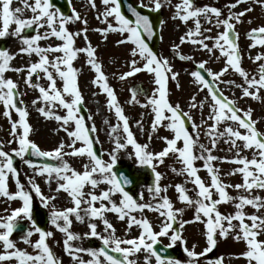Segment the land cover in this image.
<instances>
[{"label": "snow or ice", "instance_id": "snow-or-ice-1", "mask_svg": "<svg viewBox=\"0 0 264 264\" xmlns=\"http://www.w3.org/2000/svg\"><path fill=\"white\" fill-rule=\"evenodd\" d=\"M11 2L12 0H0V4H2V8H0V23H2L0 38L9 34V28L12 24L16 25L12 34L17 37H22V34L28 29L34 30V35L22 37L24 47L21 48V52L28 55L35 54L39 58L38 62L31 63L26 69L25 83L29 87L37 89L40 93L38 100L32 101L33 104L43 102L48 105V107H40L38 109L39 113L45 118H54L56 121L62 122L63 130L71 138V144L68 147L74 150L64 152L65 144L61 142L56 149L45 151L41 150L35 142L30 140L31 126L27 119L29 113L26 107L20 106L23 102L16 99L18 85L12 79L5 78L6 71L14 70L19 72L25 71V69H11L10 62L14 59V56L9 51L0 49V103L5 108V116H10L9 110L13 109L19 116V120L12 123V135L15 142L18 143V149H14L10 153L4 151L3 146L0 145V195L11 200L19 198L23 202L22 207L16 208L10 215L0 218V242H2L4 249L0 253V264H5V262L13 259L17 261V264H60L46 242V238L52 235L51 232L43 231L33 225L35 233L39 234L38 241L32 245L37 250L35 255L19 249L10 238L15 230L18 218L23 216L30 220L32 209V196L24 190V185L20 183L19 179L16 180L18 191L14 195L9 193L7 186L9 174L18 175V170L14 167V156L21 158L26 165L36 169L37 175L47 174L48 182H51L54 177L58 184L56 191H63L70 197L73 206L64 210L54 209L51 212L50 222L60 232L66 234V239L64 240L65 251L71 255L73 260L78 261V264H137L130 257L141 250L150 253L155 258L156 264H180L179 260L162 256L154 247L159 242V237L167 236L170 230L174 228L177 223V215H182L184 212V209L174 210L170 199L166 195L161 196V192H167V187H161L162 176L156 171V163L154 162L158 161L162 164L164 158L169 154H176L183 165L177 174H186L197 189L196 198L193 199L188 195V190L183 185L177 184L175 186L176 192L179 194V200L182 203H186L190 207L195 205V220L205 223L208 247L201 255L213 250L217 244L215 239L217 234L226 238L231 231L238 227L239 231L235 238L243 240L247 249L242 253V256L248 261V264H264V240L258 238L264 234V217L257 214H246L244 211L246 206H251L257 213L264 210V198L251 195L254 190H264V133L257 130V122L252 119L251 109L247 111L239 109L236 106V102L224 96L217 86V82H221V78L231 69L244 78L247 85L242 88L244 97L251 96L253 99H259V92L264 89V64L260 65L258 79L256 76L249 78V73L241 66L238 34L234 38L236 24L242 22V17L252 9L239 13H233L231 9H235L245 0H236L235 3L230 4L228 6L230 11L226 18H221V9L210 6L197 7L195 0H181L180 3L175 5L176 12L173 19H180L185 24L189 20L194 22V28L189 29L180 38V44L191 43L198 46L201 50L208 51L210 54L219 50L220 56L226 58L225 66L219 72L206 69L207 61L199 62L196 65L197 70L191 72L195 82L207 89L213 102L211 113L208 117L213 123L208 126L207 131L204 133L211 141V148L199 143L200 126L195 124L189 112L183 111L179 104L173 106L169 102L168 81L169 79L176 80L179 74L173 72L168 59L159 57L149 46L148 41L154 36V26L149 16L143 15L136 8L129 6V10L134 16V19H130L122 11L121 0H102L105 8L103 13L97 18L100 19L102 17L106 27L97 29V31H100L105 39H107L109 32L120 33L124 35V39L118 41V43H131L134 46L131 50L133 59L130 62V70L123 73L120 79L124 80L142 71L154 74L157 87L147 99V103L141 106L151 107L154 114L153 131L167 121L166 127L174 132V138H163L166 147L158 153L148 151L147 144L141 145L134 139L133 133L129 128V121L118 104L113 88L107 82L108 78L102 71V66L96 57V49L91 45L90 41L86 47H74L75 38L81 33L69 31L66 25L81 20L80 14L75 9H73L71 15L63 14L60 8L54 6L53 0H34V3L31 4L24 0L25 8H29L33 15L31 18H21L20 14L23 9L16 8L12 10L10 8ZM150 2L154 5L152 9L154 11L161 10L165 4H171V0H150ZM261 2L262 0H257V3ZM90 3L92 7L96 6L95 0H90ZM141 7H147V5L143 4V0H141ZM213 17H215V26H223L224 28V31L218 33L215 37L205 35L206 32H211V27L203 29L202 25V19L211 25ZM84 24H87L86 20ZM42 28H47L48 31L41 34L40 29ZM83 34L85 40H87L86 27L83 29ZM248 36L252 41L250 47L264 46V26L251 29ZM53 37L62 41V43L57 46L40 45V41ZM208 41H212L211 46ZM173 50L177 52L180 60H193L190 55L180 54L179 46H174ZM50 53H61L62 55L50 60ZM79 53L86 54L88 58L87 64L97 74L93 82L107 94L108 107L114 109L118 120L123 122V132L127 134L126 143L122 142L119 136H116L115 149L118 151L128 145H132L135 149V157L138 163L150 166L155 174L154 184L148 189L149 192L153 193V200L159 201L154 205L138 203L137 199H134L133 195H130L125 189V185L130 183V181L126 178L121 181L113 171V167L117 162L115 154L111 155L110 163H105L98 153L94 151V141L90 138V131H95L96 129L94 126L91 129L86 127L85 117L79 115L83 104V96L78 87L79 70L73 66V61L77 59ZM137 56L143 62L142 67L138 66V61L135 59ZM254 59L255 61L264 60V54H258ZM41 72L44 74V78L49 81L47 87L39 83H32L33 75H36L37 80H39V73ZM57 77L63 82L62 89L57 87ZM208 77H211V80ZM228 83L234 82L228 81ZM250 89H255V91L250 92ZM137 95V90L133 89V101H136ZM66 97L71 99H66ZM195 100L196 97L193 96L191 108L198 106ZM57 104L66 110V115L55 114L53 109ZM199 107L202 108L203 103ZM226 121L235 123L237 127L228 126L224 131H219L218 126ZM73 122L75 130L69 131L67 126ZM188 122H191L190 126L196 129L194 134H190L188 127H186ZM240 129L245 130V132L242 133ZM111 132L116 133L117 127H112ZM221 138H224V142L230 145L229 151L236 150L233 160L227 161V158L224 159L226 162L239 165L230 174H241L243 183L235 185L224 183L219 175L220 170L214 166V162L220 158L212 154V149L218 146ZM181 140L183 141V147H178L177 142ZM238 141L243 142L244 149H254L250 159L242 155ZM77 142H82L84 146L75 148ZM197 147L200 150L199 154L194 152ZM67 155H86L91 161V166L86 164L83 172L77 171L64 160ZM26 157L47 158L58 161V163L37 164ZM197 160L203 161V169L210 176V185H206L200 175H198L201 169L195 166ZM173 171L175 172L176 169H173ZM97 175L100 179L95 178ZM29 183L31 184L32 182L29 181ZM101 183L108 184L110 188L102 191L99 195L94 192H84L86 185L96 189ZM32 187L35 194L41 196L40 187L35 184ZM231 187L238 191L243 190L242 194L236 197L231 196L227 191ZM214 192L218 194L217 199L213 198ZM116 193L122 196L119 205L111 199ZM243 193L248 194L245 195ZM86 195L87 199H85ZM42 199L44 198L42 197ZM139 199H143L142 194ZM104 201H107L110 206L106 205ZM233 201H236L234 203V214L224 215L218 210L219 205ZM97 202H100L99 207L96 206ZM82 205H87V207H82ZM145 209L157 211L164 218L163 225L158 233L153 230V226L147 218L137 219L136 216L131 215L135 211H143ZM81 211L90 220L101 219L105 226V232L109 233L107 236H101L97 232V225L89 223V238H99L102 241L103 246L99 249L89 248L85 250L80 247H73L71 244L72 241L80 239L78 235L70 231L71 217L74 215L77 221L82 222L84 217L81 215ZM106 212L118 214V219L121 221L127 218L128 228L133 225L140 227L139 237L130 239L117 237L115 235V227L104 217ZM233 221H237L238 225L233 224ZM246 221H250V223ZM61 222L63 223L61 224ZM224 222H227V227H225ZM184 224V221H179L181 230ZM32 235V230L27 231L22 237V242L28 244ZM181 239L182 232L174 231L171 235L169 247ZM84 251L91 256V259L87 262L79 257V254ZM185 252L188 257L193 258L189 261V264H193L198 254L187 248H185ZM110 253H118L120 255L118 257ZM215 264H220V260H217Z\"/></svg>", "mask_w": 264, "mask_h": 264}, {"label": "rangeland", "instance_id": "rangeland-1", "mask_svg": "<svg viewBox=\"0 0 264 264\" xmlns=\"http://www.w3.org/2000/svg\"><path fill=\"white\" fill-rule=\"evenodd\" d=\"M71 1L73 6L72 12L73 9H75L81 16V20L66 25L69 31L73 33H81V35L75 38L74 47H86L90 41L91 45L96 49V57L102 66V71L108 78L107 82L109 86L113 88L117 96L118 104L123 109L124 115L129 121V128L133 133L134 139L141 145L147 144L148 151L158 153L166 147L163 138H174V132L166 127V124L168 123L167 121L163 122L161 126L153 131L152 123L154 120V114L152 113L151 107L141 106L147 103V99L157 87L155 85L154 74L142 71L134 76L121 80L120 76L130 70V62L133 59L131 56V50L134 46L131 43H118V41L124 39V35H121L120 33L109 32L107 34V39H105L102 33L97 31V29H103L106 27L102 17L100 19L97 18L103 13L105 8L102 0H95V7L91 6L90 0ZM27 2L31 4L34 3V0H27ZM134 2L141 7V0H134ZM180 2L181 0H171V4H165L164 7L158 11L161 13V21L159 24V51L156 54L159 57L168 59L173 72L179 74L176 80L169 79L168 81L169 102L173 106L179 104L183 111L189 112L195 124L200 126L199 143L211 148V141L204 133L207 131L208 126L213 123L212 120L208 119L213 102L211 101L207 89L195 82V79L191 76V72L195 71L196 65L202 61H207L206 69H211L213 72H219L225 66L226 58L220 56L219 50L210 54L208 51L201 50L198 46L191 43L180 44V38L184 36L189 29L194 28V22L192 20H189V22L185 24L180 19H173L176 12L175 5ZM235 2L236 0H195V5L197 7L210 6L219 8L222 12L221 18H226L230 11L228 6ZM143 4L147 5V7L144 8H154V5L150 0H143ZM0 8H2V4H0ZM10 8L12 10H15L16 8L23 9L20 14L21 18H31L33 15L29 8H25L24 0H12ZM247 9L252 10L248 11L246 15L242 17V22L236 24L235 31L236 34H238L241 66L249 73V78L256 76L258 79V70L260 65L264 64V60L255 61L254 58L258 54H264V46L250 47L252 41L249 38L248 33L253 28L264 26V0H262L261 3H257V0H245V2L240 3L235 9H231V11L233 13H239ZM72 12L69 15H71ZM85 20L87 21L86 25L84 24ZM249 21H251V23H249ZM112 22L115 23L114 21ZM202 25L203 29L211 27V32H206L205 35H211L212 37H215L218 33L224 31L223 26H215V17H213L211 25L202 19ZM15 27V24L10 25L9 34L0 38V49L7 50L14 56V59L10 62L11 69H25V71L19 72L14 70L6 71L5 78L12 79L18 85L16 99L23 102L20 106L26 107L29 113L27 118L31 126L29 138L35 142L41 150H54L61 142H63L65 144V148L63 149L64 152L73 151L74 149L68 147V145L71 144V138H69L63 130L64 126L62 125V122H58L54 118H45L39 113L38 109L40 107H48V105L43 102H38L36 104L32 103L33 100H38L40 93L37 89L29 87L25 83V78L27 76L26 69L31 63L38 62L39 58L35 54L28 55L21 52V48L24 47L22 44V37H30L34 35L35 32L33 34L23 33L22 37H17L12 34L14 33ZM85 27L87 28V40H85L83 34V29ZM0 29H2V23H0ZM45 31H48V29H40L41 34ZM39 43L41 46H57L60 45L62 41L53 37L42 40ZM208 43L211 46L212 41H208ZM174 46H179V53L190 55L193 57V60H180L177 52L173 50ZM59 55L62 54L50 53L49 59L52 60ZM87 59L86 54L79 53L77 59L73 61V66L79 70L78 87L82 93L83 105L86 110V114H83L81 111L79 115L85 117L86 127L91 129L94 126L96 129L95 131H90V138L94 141L93 147H100L102 152L101 158L105 163L111 162L112 154L117 156V162L113 167L114 172L117 165L124 163L131 165L139 172H144L146 174V180L129 193L130 195H133L134 199H137L138 203L154 205L159 201L153 200V193L149 192L148 189L154 184L155 174L150 166L140 165L138 163V160L135 157V149L132 145H128L126 148L118 151L115 149L116 136H119L120 140L126 143L127 134L123 132V122L118 120L114 109L108 107L107 94L93 82L97 74L94 69L87 64ZM135 59L138 61V66L142 67L143 62L140 61V58L137 56ZM39 75V80H37L36 75H33L32 83H39L40 85L47 87L49 81L44 78L42 72L39 73ZM56 79L57 87L62 89L63 82L58 77ZM228 81H233L234 83H228ZM140 82L144 83L150 92L147 96L138 94L136 101H133L131 87ZM217 84L229 99L236 102V106L239 109L243 111L251 109L252 119L257 122L256 127L261 133H264V89L260 90L259 99H253L251 96L244 97L242 88L247 86L244 78L231 69L221 78V82H217ZM254 91L255 89H250V92ZM193 96L196 97L195 103L198 105L196 108L190 107L193 103ZM66 99L70 100L71 98L66 97ZM201 103H203L202 108L199 107ZM53 110L57 115H66V110L59 107L58 104ZM9 111L10 116H5V108L3 104L0 103V145L3 146L4 151L11 153L14 149H18V143L15 142L12 135V123L18 121L19 116L14 109ZM190 125L191 122L188 127L189 132L190 134H194L196 129H193ZM228 126H232L233 128L237 127L235 123L226 121L218 126L219 131H224ZM67 127L69 131L75 130L74 122L70 123ZM112 127H117L116 133L111 132ZM240 131L242 133L245 132L243 129H240ZM238 144L240 145L242 155L250 159L253 155L254 149H244L243 142L238 141ZM83 146L82 142H77L75 148ZM177 146L183 147V141H178ZM229 148L230 145L224 142V138H221L218 142V146L215 149H212V154L220 158L214 162V166L220 170L219 175L224 183L230 185L243 183L241 174H230L239 165L225 161L224 158H227V161H231L235 158L236 150L233 149L232 151H229ZM199 151L198 147L194 149L196 154H199ZM64 160H66L73 169L80 172L84 171V165L87 164L91 166V161L86 155H67L64 157ZM51 161L52 163H58V161ZM154 163H156V171L162 176L160 181L161 187H167V192H161V196L166 195L170 199L174 206V210L184 209L182 215H177V223L174 225V228L170 230L169 234L158 238L164 245L169 246L173 232H182V239L172 245V247L179 251V256L174 260H179L180 264H189L190 259L193 258L187 256L185 252V248H187L198 254L194 259L193 264H215L217 260H221L223 264H248V261L242 256V253L247 250L246 243L243 240H237L235 238L239 231L238 227L231 231L226 238L217 234L215 237L217 244L213 250L201 255L208 247L205 223L195 220V205L190 207L186 203H182L179 200V194L176 192L175 188L177 184L183 185L188 190V195L195 199L197 191L196 186L190 182V178L186 174H177L183 165L177 158L176 154H169L164 158L162 164L158 161H155ZM195 166L201 169L198 172V175H200L206 185H210V176L208 172L203 169V161L197 160ZM14 167L17 168L18 175L13 176L12 174H9L7 186L10 195H14L18 191L16 180L19 179L20 183L24 185V190L29 192L32 196V207H43L49 213L48 228L46 231L51 232L52 235L46 238V242L54 253L55 258L60 264H78V261L73 260L71 255L65 251L64 240L66 239V234L60 232L50 222L51 212L54 209L64 210L73 206L70 197L63 191H56L58 184L54 177L51 182H48L47 174L37 175V170L26 165L21 158L14 156ZM173 169H176V171L174 172ZM95 178L100 179L98 175ZM29 181L32 183L30 184ZM33 184L40 187L41 196L35 194L34 188L32 187ZM109 188L110 186L106 183L99 184L96 189H92L90 185H86L84 192H94L99 195L102 191L108 190ZM227 191L233 197H236L243 192V190L238 191L234 187L228 188ZM141 194L143 196L142 200L139 199ZM243 194L247 195L248 193ZM251 195L264 198V190H254ZM42 197L44 199H42ZM53 197H55V199H53ZM87 198L86 195L85 199ZM213 198L217 199L218 194H215L214 192ZM111 199L119 205L122 196L119 193H116ZM235 202L236 201L223 203L218 206V210L224 215L234 214ZM99 203L100 202L96 203L97 207H99ZM104 203L108 205L107 201H104ZM22 206L23 202L19 198L11 200L0 195V218L10 215L13 210ZM82 207H87V205H82ZM244 211L246 214H257L264 217V210L257 213L251 206H246ZM81 215L84 217L82 222L77 221L74 215L71 217L72 224L70 226V231L80 237V239L71 242L72 246L80 247L85 250L89 248L99 249L102 247V241L99 238H89V223H95L97 225V232L99 235L107 236L109 233L105 232V226L101 219L97 218L90 220L83 211H81ZM131 215L136 216L137 219L147 218L152 224L153 230L157 233L161 230L164 222V218L154 210L145 209L143 211H135L131 213ZM104 217L115 227V235L117 237L121 239L139 237L141 228L136 225L128 228L127 218L124 221H121L118 219V214L112 212L104 213ZM19 220H27L29 222V229L33 231V235L30 237V242L28 244L23 243V235L11 236L10 238L16 243L19 249L35 255L37 254V250L32 245L38 241L39 234L35 233L32 214L30 220L23 216L18 218L17 222ZM179 221L185 222L182 230L179 228ZM246 222L250 223V221ZM62 223L63 222H61V224ZM224 224L225 227H227V222H224ZM233 224L238 225V222L233 221ZM258 238L264 240V234L260 235ZM3 251L2 242H0V253ZM79 257L85 262L91 259V256L88 255L86 251L81 252ZM130 259L135 260L137 264H156L155 258L144 250L131 256ZM5 264H17V261L13 259L12 261L5 262Z\"/></svg>", "mask_w": 264, "mask_h": 264}, {"label": "water", "instance_id": "water-1", "mask_svg": "<svg viewBox=\"0 0 264 264\" xmlns=\"http://www.w3.org/2000/svg\"><path fill=\"white\" fill-rule=\"evenodd\" d=\"M122 2V11L124 12V14H126L127 16H129L131 19H134V16L132 15L131 11L129 10V6L136 8L138 11L141 12V14L143 15H148L153 26H154V36L151 40H149V44L156 50L157 47V38H158V31H157V26H158V22H159V17L160 14L159 13H154L151 12L149 10H145L142 8H138L132 0H121ZM54 6L57 8L61 9V12L63 14H68L71 10V3L69 2V0H53ZM32 30H28V32H31ZM234 38H235V33H234ZM209 80H211V77H208ZM140 88V91L142 93L147 94L148 91L142 89V86L139 85L138 86ZM84 111V109H83ZM96 152L99 154V150L96 149ZM30 159H32L35 162L38 163H50L49 159L47 158H35V157H29ZM116 173L118 175V178L121 179V181H123V179H127L130 181V183H128L127 185H125V189H127L128 191H132L136 186H138L140 183H142L145 179V175L144 174H138L136 172H134V169L127 164H123V165H119L116 167ZM33 215H34V221L37 224V226L42 229L45 230L47 227V222H48V218H47V213L45 210L41 209V208H35L33 211ZM16 229V232L21 234L27 231V226L26 223H22L21 225H19ZM156 250L164 257H168V258H174L178 256V251L176 249L170 248V247H165L163 246L161 243H157L155 245ZM110 251V249H109ZM112 255H116L119 257L120 254L118 253H110Z\"/></svg>", "mask_w": 264, "mask_h": 264}]
</instances>
